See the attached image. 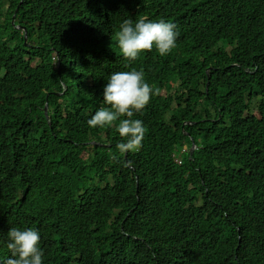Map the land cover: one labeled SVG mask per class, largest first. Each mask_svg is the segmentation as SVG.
Segmentation results:
<instances>
[{
  "label": "trees",
  "instance_id": "16d2710c",
  "mask_svg": "<svg viewBox=\"0 0 264 264\" xmlns=\"http://www.w3.org/2000/svg\"><path fill=\"white\" fill-rule=\"evenodd\" d=\"M88 1L0 0V264L13 227L39 231L43 264H264V0H124L178 34L130 64L105 44L89 54ZM133 69L153 95L131 168L118 121H87L110 75ZM174 106L175 128L158 124ZM192 114L196 159L214 160L201 177L170 150Z\"/></svg>",
  "mask_w": 264,
  "mask_h": 264
},
{
  "label": "clouds",
  "instance_id": "9594fccd",
  "mask_svg": "<svg viewBox=\"0 0 264 264\" xmlns=\"http://www.w3.org/2000/svg\"><path fill=\"white\" fill-rule=\"evenodd\" d=\"M93 7L94 18L89 19L90 29L98 42L89 51L98 50L105 44L107 50L112 54L121 52L122 57L129 64L136 61L144 52H151L153 49L160 55H168L175 47L177 32L175 24L164 19L158 21L149 20L147 17H141L136 20L130 16L124 0H89ZM11 24L24 37V45L29 46V32L26 24L12 17ZM57 65L58 63L57 58ZM128 66L127 64L125 65ZM207 77L210 72L207 70ZM153 95V88L145 80L143 71L130 70L118 71L110 75L107 84L103 89V102L106 106L100 107L94 115L87 121L91 128L111 127L116 124L117 132L122 138V142L116 145L120 154H125L127 165L129 163L127 153H135L142 147V141L145 135V127L139 119H133L137 113H141L146 105L150 102ZM176 106L165 116L158 124L166 126L169 122L172 128H175V120L180 116L173 115ZM45 117L51 124L48 108L45 107ZM202 116L192 114L191 120L183 122L182 134L178 136L170 150L178 148L181 156L175 157L173 164L180 166L183 163L185 155H188L186 165H192L196 169L193 177L202 176L213 163L207 160L198 162L196 155L204 149L201 141L190 134L187 130L189 126H197L205 122L200 119ZM190 141V145L185 140ZM96 144V142H91ZM103 147H109L102 145ZM187 149L184 150L183 149ZM180 160L178 164L177 161ZM138 183V182H137ZM209 189V186H208ZM206 189V192L208 191ZM235 227L236 225H232ZM242 226L238 225L237 231L240 232ZM7 249L10 252V258L4 261V264H43L44 252L40 247V234L34 228H10L7 233ZM241 240V236L238 237ZM242 264L241 261L237 262Z\"/></svg>",
  "mask_w": 264,
  "mask_h": 264
},
{
  "label": "rangeland",
  "instance_id": "374dc122",
  "mask_svg": "<svg viewBox=\"0 0 264 264\" xmlns=\"http://www.w3.org/2000/svg\"><path fill=\"white\" fill-rule=\"evenodd\" d=\"M251 110L253 111V112H255V113H258V111H257V106L255 105V104H252V106H251ZM263 110H261L259 113H258V115L259 116H261L262 114H263ZM184 150H187L186 148L185 149H183V151ZM177 163L179 164L180 163V160H178L177 161Z\"/></svg>",
  "mask_w": 264,
  "mask_h": 264
}]
</instances>
